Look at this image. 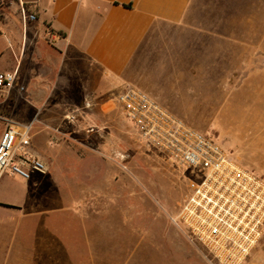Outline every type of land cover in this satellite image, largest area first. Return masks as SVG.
<instances>
[{
	"label": "rangeland",
	"instance_id": "rangeland-1",
	"mask_svg": "<svg viewBox=\"0 0 264 264\" xmlns=\"http://www.w3.org/2000/svg\"><path fill=\"white\" fill-rule=\"evenodd\" d=\"M212 1L200 0L195 13H213L215 8L206 7ZM227 1L230 5L217 8L219 13L235 17L258 15L260 21L203 23V27L243 34L240 40L248 45H235L228 57L232 61L220 63L218 74L221 77L231 73L242 63L241 73L251 77L242 87L216 88L219 93L237 92L219 118L184 120L222 145L239 165L264 178V4L251 6L254 0ZM180 32L182 28L158 24L139 49L122 84L92 101L89 108L85 101L71 103L65 101L66 96L56 98L55 89L54 97L48 98L53 101L43 104V113H36L38 103L24 99L19 102L26 123L35 117L41 122L31 139L50 171L46 175L34 174L30 180L0 181V199L4 201L17 197L9 190L13 188L21 189V198L31 191H35L34 198H39L29 203L15 223L0 226V256L19 255L26 259V255H50L46 243L44 247L40 244L42 250L35 251L40 245L34 238L46 239L49 234L45 228L37 227L38 215L50 223L47 231L55 239L67 243L73 264H211L201 248L192 245L171 220L183 203L189 172L162 152L144 146L116 101L127 86L147 91L149 83L153 88L162 77L158 69L162 61L168 63L172 57L193 51L177 46L179 38L185 41L187 36ZM8 48L4 33L0 49ZM7 58L5 55L0 59V72L13 71ZM222 68H226L225 72ZM253 71L257 72L253 75ZM218 97L222 99L221 94ZM73 109L78 110L74 124L66 118ZM91 128L94 131L88 132ZM31 212L33 216L28 218ZM52 252L58 259L62 257L61 252ZM247 264H264V237Z\"/></svg>",
	"mask_w": 264,
	"mask_h": 264
},
{
	"label": "crops",
	"instance_id": "crops-1",
	"mask_svg": "<svg viewBox=\"0 0 264 264\" xmlns=\"http://www.w3.org/2000/svg\"><path fill=\"white\" fill-rule=\"evenodd\" d=\"M199 1L0 0V30L3 35H7L9 46L6 50L0 49V59L8 56L13 71L19 69L21 83L26 87L23 93L17 89L0 93V139L5 129L3 119L26 123V117L19 109L22 99L38 103L40 108L36 113H43V104L53 101L48 98L54 97V89L57 90L55 97L66 96L67 102L85 101L91 104L120 86L139 49L158 24L182 28L183 32L179 34L187 36L185 41L179 38L177 46L193 51L178 55L177 58L171 56L172 60L168 63L162 61L158 68L162 77L153 88L147 83L146 92L174 115L185 120L222 116L237 92L222 90L219 93L216 88L248 85L246 81L251 75L244 76L241 73L244 70L241 63L235 71L232 69L231 73L219 77L218 65L232 61L228 57L235 51V45L248 43L240 40L243 39L242 33L204 29L203 23L258 22L260 18L258 15L235 17L219 13L217 8L230 5L227 0L208 2L206 7L215 8L214 14L199 16L195 13ZM254 2L251 6L264 4V0ZM22 8L25 9L26 19ZM27 15H35V19L29 20ZM50 32L59 36L56 41L50 40ZM222 69L225 72L226 68ZM247 69L250 70V67ZM257 71H253V75ZM219 94L222 99H219ZM3 179L13 182L21 180L10 175L2 176L0 181ZM19 189H9L17 195L16 198L7 201L0 199V226L15 223L29 203L39 199L34 198L35 191L21 198ZM28 215L31 218L33 212ZM36 220L37 227L45 228L49 234L46 239H34L38 245H49L50 255H26V259L19 258V255L12 258L3 255L0 256V264L39 261L73 264L72 252L67 248V243L64 242V245L62 239H55L47 231L49 222L46 223L38 215ZM39 248L41 245L36 246L35 251L38 252ZM53 249L62 253L60 259L52 252Z\"/></svg>",
	"mask_w": 264,
	"mask_h": 264
},
{
	"label": "built area",
	"instance_id": "built-area-1",
	"mask_svg": "<svg viewBox=\"0 0 264 264\" xmlns=\"http://www.w3.org/2000/svg\"><path fill=\"white\" fill-rule=\"evenodd\" d=\"M22 13L26 19L23 8ZM27 18L34 20L35 15ZM48 36L53 41L59 37L52 32ZM13 89L21 93L26 90L19 69L0 72V93ZM116 101L144 146L162 152L190 174L186 195L172 223L192 245L201 248L211 264H247L264 237V178L239 165L222 145L174 115L146 91L127 86ZM77 111L66 116L70 123H75ZM3 120L0 178L8 174L30 180L34 174H48L49 165L34 150L31 139L35 127L41 124L38 118L28 123Z\"/></svg>",
	"mask_w": 264,
	"mask_h": 264
}]
</instances>
